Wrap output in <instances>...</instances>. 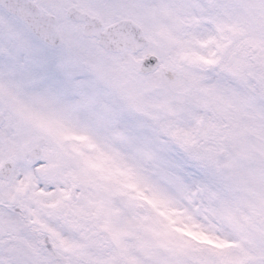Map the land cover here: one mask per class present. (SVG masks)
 Instances as JSON below:
<instances>
[{"label": "snow or ice", "instance_id": "1", "mask_svg": "<svg viewBox=\"0 0 264 264\" xmlns=\"http://www.w3.org/2000/svg\"><path fill=\"white\" fill-rule=\"evenodd\" d=\"M0 264H264V0H0Z\"/></svg>", "mask_w": 264, "mask_h": 264}]
</instances>
